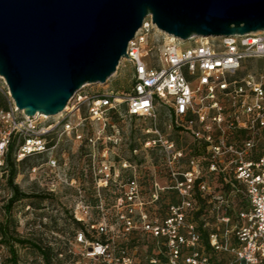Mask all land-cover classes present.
I'll list each match as a JSON object with an SVG mask.
<instances>
[{
    "label": "built area",
    "instance_id": "obj_1",
    "mask_svg": "<svg viewBox=\"0 0 264 264\" xmlns=\"http://www.w3.org/2000/svg\"><path fill=\"white\" fill-rule=\"evenodd\" d=\"M153 34L161 36L158 48L149 45ZM189 42L194 44L161 33L147 18L123 60L133 67L131 90L89 94L85 86L49 125L41 123L42 115H24L0 76V196L10 189L6 159L12 143L17 164L46 157L43 165L28 169V176L48 181L52 194L60 186L74 188L73 217L84 227L74 235L67 264H264V32ZM123 104L131 118L156 119L158 107L168 109L174 126L194 140L195 148L187 153L163 140L148 145L162 146L170 168L187 165L182 172L170 169L173 185L156 184L150 201L143 197L137 167L121 165L132 172L123 182L105 152L94 173L99 202L92 206L60 155L73 140L95 166L100 140H110L101 135L111 130L119 135L113 117L121 116ZM89 124L98 125L97 136L90 134ZM163 190L173 191L177 202L158 217L151 210ZM105 192L116 196L112 207L102 199ZM206 206L212 223L203 212Z\"/></svg>",
    "mask_w": 264,
    "mask_h": 264
},
{
    "label": "water",
    "instance_id": "obj_2",
    "mask_svg": "<svg viewBox=\"0 0 264 264\" xmlns=\"http://www.w3.org/2000/svg\"><path fill=\"white\" fill-rule=\"evenodd\" d=\"M151 17L184 42L264 32V0H0V76L28 117L105 84Z\"/></svg>",
    "mask_w": 264,
    "mask_h": 264
},
{
    "label": "rangeland",
    "instance_id": "obj_3",
    "mask_svg": "<svg viewBox=\"0 0 264 264\" xmlns=\"http://www.w3.org/2000/svg\"><path fill=\"white\" fill-rule=\"evenodd\" d=\"M158 39L157 42L159 43H156L155 41ZM160 43H162V39L158 34L149 37L150 46L154 45L158 48ZM193 44L188 42L187 46L190 47ZM196 44H201V41H197ZM132 72V64L123 61L115 75L107 83L87 85L85 91L89 94L128 93L132 87ZM85 112L86 108L84 107L80 113L82 117L85 116ZM120 112L121 116L113 117V123L118 127L119 135H114L112 130L101 135V137L109 136L110 140H100L95 166H92L90 159L86 157L87 152L84 149L81 150L80 146L74 143L73 140H67L65 156L60 155L61 162L68 163L70 176L81 183L92 206H96L99 202L98 198L95 197L96 176L94 173L100 166V162L105 159L102 157L105 152H107V160L114 164L116 169L121 170L123 182H126L132 176V172L131 170H122L121 165L127 162L137 167L136 177L142 189L143 197L146 201H150L151 193L155 190L156 184L161 189L173 185L170 178V169L182 172L187 169V165L186 163L175 164L170 168L166 155L162 152V146L150 147L148 145L152 144L153 141L163 140L173 142L176 149H182L187 153L195 148L194 140L181 133L174 126L166 108H157L156 119L131 118L125 113V104L121 106ZM57 120L58 116L41 118V123L49 125L54 124ZM89 127L90 134L97 136L98 125L89 124ZM45 162L46 157L38 156L18 164L20 175L15 179V184L18 185L21 193L28 195V197L21 199L13 206L7 225L10 237L28 243L25 245L14 244L19 264H43L40 253L32 246L33 243H51L55 245L58 240L59 248L65 250L66 246L64 244H68V241L72 240L74 231L78 230L76 226H73L72 221L78 202L76 190L60 186L57 193L52 194L48 192V181L36 182L28 176L30 167L41 166ZM44 169L46 170L45 166H43ZM220 187V191L228 192L225 187ZM11 194L12 192L9 189V191H6L5 196H0V224L7 219V213L4 212V209L8 201L7 196ZM115 197L114 194L105 192L102 199L105 204L112 207ZM229 200L236 203L240 202V199L235 197H229ZM175 202H177V198L173 191L163 190L160 192V201L153 205L151 212L158 217H162L168 204ZM208 210L207 206L203 208V212L207 213L206 219L212 223L214 218L212 214L207 212ZM93 215L95 220L99 218L96 210H93ZM114 215L115 212L112 214L115 223ZM199 222L202 223V220H199ZM75 251H78V248L75 247ZM10 255L11 252L8 247L0 244V264H10Z\"/></svg>",
    "mask_w": 264,
    "mask_h": 264
},
{
    "label": "trees",
    "instance_id": "obj_4",
    "mask_svg": "<svg viewBox=\"0 0 264 264\" xmlns=\"http://www.w3.org/2000/svg\"><path fill=\"white\" fill-rule=\"evenodd\" d=\"M16 151V143H12L8 155H7V167L9 170L8 185L12 192L11 198L7 201L5 205L4 212L7 213V219L0 224V244L8 247L11 252L9 263L10 264H19L18 257L16 256V251L14 244L18 243L21 245L28 244L27 241L15 240L14 237H10L9 227L7 225V220L10 218L9 215L12 212L13 206L19 202L21 199L27 198L28 195L21 193L18 185L15 184V179L20 175L18 164L14 159V154ZM73 226H76L78 230L74 231L72 240L68 241V244L65 243L66 249L59 248V241L57 240L55 245L42 244V243H33L32 246L40 253L43 264H67L72 259V254L70 251H73L74 248V235L77 231L83 230L84 227L72 219Z\"/></svg>",
    "mask_w": 264,
    "mask_h": 264
},
{
    "label": "bare ground",
    "instance_id": "obj_5",
    "mask_svg": "<svg viewBox=\"0 0 264 264\" xmlns=\"http://www.w3.org/2000/svg\"><path fill=\"white\" fill-rule=\"evenodd\" d=\"M42 118L46 119L47 117L42 115Z\"/></svg>",
    "mask_w": 264,
    "mask_h": 264
}]
</instances>
